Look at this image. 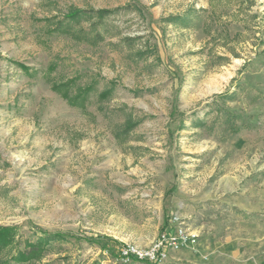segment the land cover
I'll return each mask as SVG.
<instances>
[{
	"label": "rangeland",
	"instance_id": "374dc122",
	"mask_svg": "<svg viewBox=\"0 0 264 264\" xmlns=\"http://www.w3.org/2000/svg\"><path fill=\"white\" fill-rule=\"evenodd\" d=\"M0 225L62 234L36 264H264V0H0Z\"/></svg>",
	"mask_w": 264,
	"mask_h": 264
},
{
	"label": "trees",
	"instance_id": "16d2710c",
	"mask_svg": "<svg viewBox=\"0 0 264 264\" xmlns=\"http://www.w3.org/2000/svg\"><path fill=\"white\" fill-rule=\"evenodd\" d=\"M116 10L117 9H81L70 7L67 13L64 14L63 20L56 25V30L60 29L62 32L70 33L74 38L79 40L89 39L90 34H93L94 41L101 40L104 36L101 30H109V27L105 25V19ZM83 21L89 22V28L85 29L81 27L76 29V25L82 24ZM182 21L186 22L185 19ZM75 82V79H69L61 83H56L54 87L57 91L61 92L64 97L68 98V93L70 89L75 86ZM95 86L96 82L86 86L77 85L76 95L74 99H72V102L76 105L80 104L79 100L85 99L91 91L94 90ZM110 91V88L105 89L100 93V97L106 98ZM136 124L137 122L130 119L127 122L128 129L133 128ZM57 237L63 238L62 234L41 233L37 241H26L24 247L20 248L19 245H17V226L0 225V254L5 250L13 249L10 258H0V264H11V261H14L16 264H36L37 261L41 260L44 256L51 240ZM95 240L97 241L99 239L97 238ZM132 260L138 259L133 258Z\"/></svg>",
	"mask_w": 264,
	"mask_h": 264
},
{
	"label": "built area",
	"instance_id": "2783aa9c",
	"mask_svg": "<svg viewBox=\"0 0 264 264\" xmlns=\"http://www.w3.org/2000/svg\"><path fill=\"white\" fill-rule=\"evenodd\" d=\"M192 238L180 231L177 235L162 236L151 248L147 250L138 249L135 246H126L121 249V255L126 260L136 258L161 263L168 258V249L180 250L190 244Z\"/></svg>",
	"mask_w": 264,
	"mask_h": 264
}]
</instances>
